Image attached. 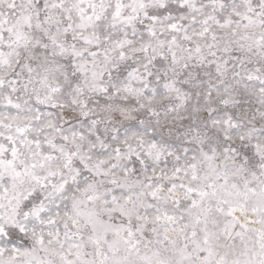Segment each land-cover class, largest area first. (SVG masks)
<instances>
[{
    "label": "snow or ice",
    "instance_id": "obj_1",
    "mask_svg": "<svg viewBox=\"0 0 264 264\" xmlns=\"http://www.w3.org/2000/svg\"><path fill=\"white\" fill-rule=\"evenodd\" d=\"M0 264H264V0H0Z\"/></svg>",
    "mask_w": 264,
    "mask_h": 264
}]
</instances>
